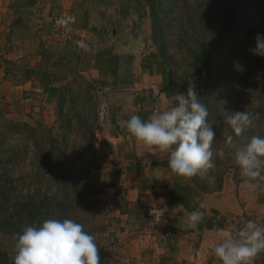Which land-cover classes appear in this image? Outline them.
I'll return each instance as SVG.
<instances>
[{"label": "crops", "instance_id": "1", "mask_svg": "<svg viewBox=\"0 0 264 264\" xmlns=\"http://www.w3.org/2000/svg\"><path fill=\"white\" fill-rule=\"evenodd\" d=\"M106 2L112 5L104 7ZM104 8L107 14L102 19ZM130 12L133 10L129 5L113 0H0V112L20 118L42 106L50 109L52 87L60 85V80L66 81L68 54L79 46L87 59V77L104 81L109 91L110 124L123 131L117 137L122 141L118 161L107 169L117 178L122 175L129 207L134 202L142 206L138 218L120 214L128 223L119 235L124 244L122 261L221 264L213 249L222 242L226 230L235 234L249 220L264 227V187L237 188L229 182L219 191L192 193L190 205L179 198L171 201L168 190L176 184L196 185L171 172L167 153L138 145L127 131L126 122L132 115L147 121L154 111L171 109L177 104V95L186 90L167 84L159 61L153 56L156 52L141 29L139 12L124 22L117 20ZM102 24L105 31L98 36ZM58 33L65 36L61 45L52 42ZM99 47L102 51L99 50L98 58L95 54ZM113 55L118 61L112 60ZM167 85L170 93L164 90ZM155 205L169 207L172 234H161L153 243L149 241L153 230L147 217ZM193 210L201 211L203 217L195 227H189L188 215ZM254 264H264V253L255 258Z\"/></svg>", "mask_w": 264, "mask_h": 264}, {"label": "rangeland", "instance_id": "2", "mask_svg": "<svg viewBox=\"0 0 264 264\" xmlns=\"http://www.w3.org/2000/svg\"><path fill=\"white\" fill-rule=\"evenodd\" d=\"M113 1H116V4L119 1L125 6L129 5V8L133 10L123 14L117 19L119 21L124 22L127 17L132 19L133 14L139 12L138 17L143 21L141 29L146 35L145 38L149 41L150 47L160 56V63L166 64L167 84L180 91L185 89V93L191 84L200 98L202 89L208 81L204 74L193 75L194 55L203 46L216 45L228 16L237 8L240 0H214L215 4L210 0H163L160 17L164 21L161 26L151 15L147 2L143 4V0ZM103 5L110 6L112 3L106 2ZM104 9L106 11L104 15L101 14L102 19L106 18L107 14V8ZM247 12L240 29L227 40L226 49L221 48L223 56L218 62L224 66L221 69L227 68L228 71L225 72L227 76L222 78L223 82L214 90L213 97L220 90L236 88L237 83L242 82L239 79L249 66L251 59L257 56L249 50L256 46V36L264 34V0H252ZM107 29H110L109 26ZM100 30L96 31L98 36L105 31L103 24ZM106 32L109 33V31ZM63 37L65 36L58 33L52 42L61 45L65 41ZM101 48H97L95 57H100ZM74 49L72 48L68 54L70 66L65 70L68 76L66 81L60 80V85L52 87L54 96L50 109L42 106L39 111L25 113L20 118L8 116L4 110L0 112V130H7L6 126L12 121L22 124L10 132L11 135L3 146V149L8 150L6 155L10 153L11 156V161L5 166H8V172L16 187L15 194L18 197L21 193L27 194L35 189L43 191L44 185H47L46 179L36 178V172L40 169L37 155L42 150L52 158L49 162L53 169H62L61 173L69 171L74 177H76L74 171L79 169L78 175L83 172L87 179L86 182L81 179L79 186L90 183L95 185L93 189H85L83 192L79 190L81 195L89 191L87 195L95 199L94 202L90 201L87 204L88 206L91 204L95 215L92 213L87 215L91 220H94L96 216L98 222V209L101 208L105 210L107 217H120L121 221L117 223L113 220L109 229L120 235L122 229L125 231L128 224L120 216L122 207H128L125 198L127 193L122 175L117 178L114 172L107 168L118 161L122 141H118L117 137L119 134L122 135L123 131L116 130L110 124L111 116L107 112L112 110V107L107 100L109 91H106L105 83L87 77L85 69L87 59L83 58L79 46L76 51ZM262 59L264 60V57ZM232 80L236 81L235 84H230ZM244 85L246 87L243 89L237 88L241 94L246 93L240 97V105L248 109L252 124L239 136H236L228 125L227 117L234 112H241L235 107L238 106L236 103L239 101L233 103L229 114L224 119L216 122L217 131L213 150L214 152L223 151L224 155L222 157L215 155V167L205 174H199L198 185L203 187L205 192L219 191L229 182L237 188L264 187V180L246 183L248 178L242 176L235 158L236 151L245 147L253 136L264 137L262 132L264 131V115L262 116L264 102L255 101L251 96L248 98L249 84ZM247 100H249L248 103ZM229 135L233 137L231 145L227 143ZM1 154L3 155V152ZM0 171L5 173L4 169ZM189 179L193 181L192 177ZM51 183L54 190L59 189L58 182L54 183L51 180ZM73 192L74 190L70 191V193ZM151 238L149 241L156 243ZM158 240L159 238L157 242ZM103 241L108 242V238L104 236ZM16 242L17 239L14 236L0 234V255L12 258L16 253ZM119 242L121 238L117 243ZM109 251L114 254L113 257L119 255L117 253L119 248L116 245L109 247ZM122 256L120 259L123 260Z\"/></svg>", "mask_w": 264, "mask_h": 264}, {"label": "clouds", "instance_id": "3", "mask_svg": "<svg viewBox=\"0 0 264 264\" xmlns=\"http://www.w3.org/2000/svg\"><path fill=\"white\" fill-rule=\"evenodd\" d=\"M264 57V34L256 36V46L249 50ZM177 104L168 110H156L143 121L132 115L126 122L127 131L138 145L154 152L168 154V168L182 178L202 175L215 167L216 138L214 126L205 104L201 103L195 87L190 84L186 94L176 97ZM227 123L236 136L252 124L247 111L234 112ZM233 137L227 136L232 144ZM236 162L246 183L264 180V137L253 136L250 142L235 153ZM203 213L193 210L188 215V226L202 221ZM13 264H101L95 237L84 230L83 224L70 219L49 218L36 226H27L18 234ZM264 253V227L249 220L233 234L225 231L222 242L213 249L221 264H254Z\"/></svg>", "mask_w": 264, "mask_h": 264}, {"label": "trees", "instance_id": "4", "mask_svg": "<svg viewBox=\"0 0 264 264\" xmlns=\"http://www.w3.org/2000/svg\"><path fill=\"white\" fill-rule=\"evenodd\" d=\"M162 1L163 0H143V4L146 2L149 4L151 15L156 19V23L157 21L159 22L160 26L164 21V19L160 17ZM251 1L252 0H240L237 8L228 16L216 45L212 47L203 46L201 50L197 51L194 55L192 63L194 66L193 75L204 74L208 81L205 88L202 89L199 99L201 103L206 105L209 112L207 119L214 126L215 131H217L216 122L219 121V119H224V117L229 114L233 103L239 101V103H236L238 104V106H235L236 109H239L241 112H248V109L244 105H240V97L246 95V93L241 94V91L239 92L237 88L243 89L246 87L244 84H249L248 87L250 92L247 93L248 98L251 96L255 101L259 100L264 102V60L261 56H255L251 59L249 66L244 70L241 79H239L242 80V82H238L236 88L231 89L229 87L225 91L220 90L217 95L213 97L214 90L223 82L222 78L227 76L225 72L228 71L227 68L221 69L224 68V66L221 62H218L223 56L221 48H224V50L226 49L227 40L230 36H233L244 23V18L248 13L247 11ZM210 2H213V4L216 3L214 0H210ZM153 56L159 61L160 69L165 80H167L166 64L164 62L160 63V56L157 53L153 54ZM111 57L113 61H118L117 55ZM99 82L104 83L102 80ZM235 82V80H232L230 84H235ZM169 88L170 85H167V87L165 86V92L170 93ZM228 89H230V91H228ZM248 101L249 100L246 102L248 103ZM263 115L264 112L262 116ZM18 125L22 124L12 121L6 126L7 130H0V169H4L6 173L0 171V234H8L17 239L18 234L27 226L39 225L49 218H70L83 224L84 230L95 237L96 244L99 247L101 264H125L122 259H120L124 244L122 241L117 243L120 238L119 234L109 230L112 221L116 220L117 223H119L121 218H114L112 216L107 217V213H105L104 209L97 208L98 222L96 221V216L94 220H91L90 216L87 214L92 213V215H95V212L92 210L91 204L89 206L87 204L90 201L94 202L95 199L93 200V198L87 195L89 191L81 195L79 190L83 192L85 189H93L95 185L93 186V183H90L79 186V181L81 179L83 182L87 181L83 172L78 175L79 169L74 171L76 177L69 171V173L67 172L68 174L62 171V174V169H53L52 166L50 167L49 161L52 158L46 155L43 150H40L41 152L37 155L40 169L36 172V178L42 180L46 179L47 185H44L43 191H36L35 189L33 192L29 191L27 194L21 193L19 197L16 196V187L13 184V178H11L8 172V166H5V164L7 165L8 162L11 161V156L10 153L8 156L6 155L8 150L3 149V146L7 138L11 135L10 132ZM2 152L3 155L1 154ZM5 156H7V158ZM67 175L72 176L68 177ZM198 178L199 174L192 177V182L196 185L197 189L191 186V184L186 186L182 182L176 184L172 189H169L168 193L171 201L179 198L183 204L190 205L192 193L196 192L200 194V191H203V193L205 192V189L198 185ZM51 180L54 183H59L60 186L58 190L53 189ZM79 187L81 189H79ZM72 190H74V192L70 193ZM127 204L128 207H122L121 213L133 214L138 218L139 213L142 211L141 204L134 202L131 203L130 207L129 202ZM84 205L86 207H84ZM104 236L108 238V242L103 241ZM113 245L119 248L117 252L119 253L118 256L113 257L112 255L114 254L109 251V247ZM14 257L15 255L12 258H8L1 254L0 264H13Z\"/></svg>", "mask_w": 264, "mask_h": 264}, {"label": "built area", "instance_id": "5", "mask_svg": "<svg viewBox=\"0 0 264 264\" xmlns=\"http://www.w3.org/2000/svg\"><path fill=\"white\" fill-rule=\"evenodd\" d=\"M169 222V207L167 205L153 206L148 210L147 224L153 229L151 238L154 242L164 235L169 237L172 234V229L168 224ZM158 236V237H157Z\"/></svg>", "mask_w": 264, "mask_h": 264}]
</instances>
